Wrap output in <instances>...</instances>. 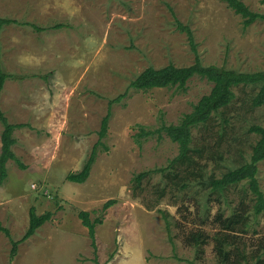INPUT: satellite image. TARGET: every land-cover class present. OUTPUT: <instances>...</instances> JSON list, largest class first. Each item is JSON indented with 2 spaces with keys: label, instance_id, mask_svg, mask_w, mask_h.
<instances>
[{
  "label": "rangeland",
  "instance_id": "1",
  "mask_svg": "<svg viewBox=\"0 0 264 264\" xmlns=\"http://www.w3.org/2000/svg\"><path fill=\"white\" fill-rule=\"evenodd\" d=\"M242 1L264 12L262 0ZM174 14L192 28L205 65L264 70V21L245 27L227 0H0V16L14 20L0 34L2 65L11 75L0 105L11 123L35 125L14 132V152L28 167L8 161L7 179L0 184V223L20 240L32 206L38 214L53 212L18 246L14 258L11 239L0 231V264H219L212 239L203 255L185 241L195 227L193 197L199 187L182 190L155 172L144 178L143 189L135 190L138 173L166 167L179 153L166 134L139 133L178 123L213 87L195 76L185 91L130 88L149 66L194 63L196 55ZM59 23L63 27H52ZM126 91L110 108V100ZM235 91V101L225 110L230 119L225 136L218 134L221 114L214 116L210 129H194L195 145L206 147L205 154L217 151L224 157L203 160L206 176H221L249 160L258 139L249 128L264 126V104L252 107L258 88ZM109 109L108 133L89 178L68 180L91 156ZM2 128L0 122V154ZM258 168L264 191V160ZM160 187L167 188L163 196ZM231 194L238 200L237 191ZM109 199L116 202L105 210ZM211 206L214 216L220 204ZM82 210L92 219L103 218L96 226V251L79 216ZM260 221L264 229V214ZM204 229L213 235L218 227ZM255 237L243 236L249 246Z\"/></svg>",
  "mask_w": 264,
  "mask_h": 264
},
{
  "label": "trees",
  "instance_id": "2",
  "mask_svg": "<svg viewBox=\"0 0 264 264\" xmlns=\"http://www.w3.org/2000/svg\"><path fill=\"white\" fill-rule=\"evenodd\" d=\"M228 5L243 17L244 26L248 27L257 20L264 21V12L253 11L242 0H227ZM264 4V0H262ZM177 28L187 34L195 53V61L187 66H176L170 63L164 67L156 68L149 66L138 74L130 83V88L147 91L153 88L175 87L185 91L188 82L195 76L206 79L213 84L210 93L205 94L194 104L191 112L185 113L176 124L162 123L156 130H143L139 136H151L158 134L162 137L166 134L179 146V153L166 167L149 169L138 173L134 180L135 190L143 189L144 178L155 172H162L166 183L181 188L192 190L199 187V193L193 199L194 217L192 223L195 227L187 232L185 241L188 245L198 249V254L203 255L205 246L212 239L214 251L219 264H264V229H262L260 217L264 214V191L258 179L259 163L264 160V126L255 124L249 128V132L258 135L256 143L252 146L250 159L230 168L216 176L214 173L206 176L207 163L203 160H222L223 154L217 151H210L205 154L206 147L195 145L194 129H210L215 115H222L221 128L218 131L220 137L225 136V128L230 119L225 117V110L231 106L236 99L235 89L238 87L252 86L258 91L252 98V107L264 104V70L255 72H242L228 69L217 65H205L198 53L192 28L181 22L174 14ZM14 22L11 18L0 16V34L2 29ZM34 28L41 27L32 24ZM53 28L63 27L62 23L55 24ZM2 46L0 41V101L1 93L10 74L2 65ZM128 91L119 97L110 100V108L126 96ZM111 110L103 118L99 131V141L94 146L93 152L79 172H71L67 179L74 182H85L91 173L95 161L98 146L103 144L109 129ZM0 122L3 124L1 133V154H0V184H4L8 176L7 163L14 160L20 168L27 169V165L15 154L13 146L17 143L14 132L18 128L32 127L28 123H11L0 105ZM207 149V148H206ZM160 196L167 192L166 187H160ZM237 191L239 194L236 200L231 193ZM115 199H109L103 209L114 205ZM213 202L219 203L218 211L212 216ZM229 211V212H228ZM29 226L20 240L12 238L10 230L0 223V231H3L12 241L11 258L18 253V246L32 237L37 230L48 222L53 212L47 211L38 214L36 207L30 208ZM83 224L88 228L89 236L92 239L96 251V226L103 222L101 216L92 219L90 212L82 210L79 213ZM168 222V221H167ZM216 225L218 229L211 235L204 227ZM170 226L168 222V227ZM252 233L256 236L252 245L249 246L243 236ZM250 247V249H249ZM201 255H199L201 257ZM95 260H97L95 258Z\"/></svg>",
  "mask_w": 264,
  "mask_h": 264
},
{
  "label": "crops",
  "instance_id": "3",
  "mask_svg": "<svg viewBox=\"0 0 264 264\" xmlns=\"http://www.w3.org/2000/svg\"><path fill=\"white\" fill-rule=\"evenodd\" d=\"M32 126H35V125H32ZM2 130H3V128H2ZM17 131V129L15 130V132ZM17 144V143H16ZM13 150H14V148H13Z\"/></svg>",
  "mask_w": 264,
  "mask_h": 264
}]
</instances>
